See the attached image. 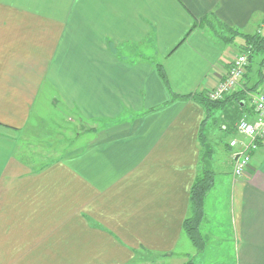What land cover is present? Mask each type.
Segmentation results:
<instances>
[{
	"label": "crops",
	"instance_id": "crops-1",
	"mask_svg": "<svg viewBox=\"0 0 264 264\" xmlns=\"http://www.w3.org/2000/svg\"><path fill=\"white\" fill-rule=\"evenodd\" d=\"M229 30H264V0H0V264H264V140L241 177L227 145L250 105L213 111L202 155L203 107L170 101L155 68L176 96L206 93L240 54ZM48 88L91 137L33 170L25 130ZM202 157L196 252L182 223Z\"/></svg>",
	"mask_w": 264,
	"mask_h": 264
},
{
	"label": "trees",
	"instance_id": "trees-1",
	"mask_svg": "<svg viewBox=\"0 0 264 264\" xmlns=\"http://www.w3.org/2000/svg\"><path fill=\"white\" fill-rule=\"evenodd\" d=\"M211 30L214 32L215 35H217V32L214 29V27L211 28ZM229 31H231V35L227 37L226 39L223 38L222 39L223 42L232 44L234 40L238 39L239 42L236 45L238 52L240 54H245L247 56V66H246V71L243 77H247L248 73L251 71V69H253L252 67H253L254 62H256V60L259 59V62L257 64L258 65L257 81L251 87L247 86L249 84L248 83L249 81L245 80L244 82L245 86L243 89H240L239 91H235L231 93L230 95H227L223 100L216 101V102L208 100L207 97L205 96V93H197V94L179 97L171 92L169 83L167 81L166 74L162 66L160 64H157L155 66L156 72L160 80L162 81V83L164 84V86L166 87V89L168 90L170 94V101H174L176 99L192 100L203 107L205 111V116L200 124L199 133H198V142L200 145V150L202 152L201 153L202 155L203 153H205L204 151L206 148V143H205L206 140H205V135L203 131H204V127L206 123L210 120L213 111L220 109L226 102H231V101L234 103L237 109L243 110L247 104L250 105L247 93L251 95L256 94L260 92L262 87H264V78L261 74V66L264 63V34H260V33L244 34V33H239L237 31H232V30H229ZM241 103L244 104L243 107H241ZM250 116H251V112H250ZM242 117H244V115L236 117L237 119L233 123L232 122L230 123L231 125L230 127H232L231 132L234 133V136H235V124ZM225 130L229 132L228 126H226ZM228 148L230 149L229 145H228ZM230 154H231V149H230ZM203 160H204V157L200 159V166H201L200 172L196 176L190 188L189 214L183 220V223H182V231L196 252H201L204 249L205 242L202 237L201 230H200L203 219H204V201H205L206 196L211 191L214 185V175L211 171L203 168L202 166ZM186 264H192V263L191 261H188Z\"/></svg>",
	"mask_w": 264,
	"mask_h": 264
},
{
	"label": "rangeland",
	"instance_id": "rangeland-1",
	"mask_svg": "<svg viewBox=\"0 0 264 264\" xmlns=\"http://www.w3.org/2000/svg\"><path fill=\"white\" fill-rule=\"evenodd\" d=\"M255 33L263 34L264 30ZM255 67L256 63L254 62L253 68ZM55 95L51 89L46 90L44 102L34 105L31 119L25 130L29 136L27 137L28 142L23 145L24 152L22 154L24 159L32 161L35 166L32 167L33 170L49 164L61 156L67 147L69 149L82 146L88 137H91L86 133L87 126L91 123L74 118L75 115L67 110L62 103H57ZM209 124L211 125V121ZM78 133H80L79 138L75 139V135ZM217 134L221 135L218 130ZM225 141L227 142V138L221 135L219 145H223ZM179 262L177 258L170 261L156 258L155 261L147 264H179ZM227 264H229L228 261Z\"/></svg>",
	"mask_w": 264,
	"mask_h": 264
},
{
	"label": "built area",
	"instance_id": "built-area-1",
	"mask_svg": "<svg viewBox=\"0 0 264 264\" xmlns=\"http://www.w3.org/2000/svg\"><path fill=\"white\" fill-rule=\"evenodd\" d=\"M246 66L247 56L237 55L215 87L205 93L207 99L213 102L220 101L237 88H241L240 83ZM261 74L264 78V63L261 66ZM262 92H264V87L256 94L251 95L246 92L250 102L251 116L244 115L237 121L235 136L228 142L233 161V177L244 175L252 154L257 151L259 144L264 140V94Z\"/></svg>",
	"mask_w": 264,
	"mask_h": 264
},
{
	"label": "water",
	"instance_id": "water-1",
	"mask_svg": "<svg viewBox=\"0 0 264 264\" xmlns=\"http://www.w3.org/2000/svg\"><path fill=\"white\" fill-rule=\"evenodd\" d=\"M262 94H264V92H262Z\"/></svg>",
	"mask_w": 264,
	"mask_h": 264
}]
</instances>
